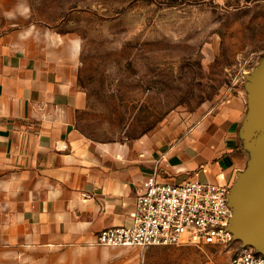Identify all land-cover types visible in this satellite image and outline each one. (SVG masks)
<instances>
[{
  "label": "crops",
  "instance_id": "0c3cea01",
  "mask_svg": "<svg viewBox=\"0 0 264 264\" xmlns=\"http://www.w3.org/2000/svg\"><path fill=\"white\" fill-rule=\"evenodd\" d=\"M37 40L0 32V264H110L117 252L95 237L132 225L154 171L159 182L235 186L240 227L264 248V118L247 91L182 130L96 140L78 126L86 96L75 45Z\"/></svg>",
  "mask_w": 264,
  "mask_h": 264
},
{
  "label": "rangeland",
  "instance_id": "374dc122",
  "mask_svg": "<svg viewBox=\"0 0 264 264\" xmlns=\"http://www.w3.org/2000/svg\"><path fill=\"white\" fill-rule=\"evenodd\" d=\"M6 1L0 32L75 45L78 126L96 140L185 129L264 66V0ZM240 247H110V264H228Z\"/></svg>",
  "mask_w": 264,
  "mask_h": 264
},
{
  "label": "built area",
  "instance_id": "2783aa9c",
  "mask_svg": "<svg viewBox=\"0 0 264 264\" xmlns=\"http://www.w3.org/2000/svg\"><path fill=\"white\" fill-rule=\"evenodd\" d=\"M156 170V169H155ZM230 186L196 180L159 182L156 171L137 192L133 223L97 233L93 244L145 249L153 246H227L236 241L229 229ZM228 264H264V255L242 246Z\"/></svg>",
  "mask_w": 264,
  "mask_h": 264
},
{
  "label": "water",
  "instance_id": "95a60500",
  "mask_svg": "<svg viewBox=\"0 0 264 264\" xmlns=\"http://www.w3.org/2000/svg\"><path fill=\"white\" fill-rule=\"evenodd\" d=\"M248 88L245 89L249 96V103L254 110L255 114L264 118V66L258 72L254 80L248 82ZM235 186L230 187L228 194L229 204L232 209V217L229 224V229L233 233L236 240L241 241L242 246H251L257 252L264 255V248L260 245L253 243L247 239L243 230L240 227L239 217L237 212V197Z\"/></svg>",
  "mask_w": 264,
  "mask_h": 264
}]
</instances>
